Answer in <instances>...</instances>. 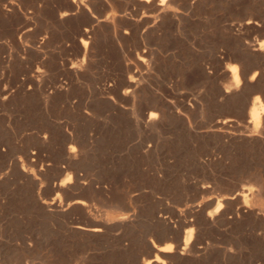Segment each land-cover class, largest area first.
Here are the masks:
<instances>
[{
    "label": "rangeland",
    "instance_id": "rangeland-1",
    "mask_svg": "<svg viewBox=\"0 0 264 264\" xmlns=\"http://www.w3.org/2000/svg\"><path fill=\"white\" fill-rule=\"evenodd\" d=\"M8 1L21 15L0 19V85L14 86L17 79L41 68L50 86L60 77L54 61L77 57L73 47H61L74 36L75 25L54 29L47 22L46 7L35 15L32 0ZM247 1L214 0L187 9L179 20L145 36L138 31L122 39L116 31L132 28L125 22L96 28L90 64L70 82L72 101L96 109L95 117L85 124L67 115L62 101L46 106L37 96L19 95L7 105L0 103V264H61L68 255L81 252L87 264H141L150 241L163 245L170 238L176 246L178 238L163 223L157 224L158 216L176 229L180 220L198 219L193 239L202 249L176 264H264L263 119L256 128L249 125L255 98L264 104V51L253 52L247 46L264 41L260 34H264V0ZM248 15L263 27L245 26L241 35L223 28L224 23L244 21ZM43 35L51 39L38 57L36 41ZM143 51L155 63L148 72L135 63ZM125 63L131 64L129 71ZM232 66H237L242 88L236 98L223 101L221 90L230 83ZM255 71L262 76L244 84V78ZM130 76L143 80V92L134 102L120 103L121 85ZM106 82L115 84L109 96L124 110H111L102 89ZM161 99L166 100L162 121L157 128L144 130L141 112L149 106L161 108ZM59 118L83 131L78 130L80 147H84L77 149L78 159L65 154L58 140L41 144L34 135ZM226 118L235 122L231 134L206 132ZM248 130L260 135L240 136ZM28 149L35 152L30 160ZM64 182L69 188L58 195L54 186ZM242 189L249 194L245 202L249 212L240 214L237 203H223L227 218L207 225L206 214L214 210L217 199ZM82 196L93 198L89 210L67 206ZM52 201L61 205L60 212L49 211L43 204ZM188 208L200 209L199 216L192 217ZM121 216L129 219L120 223ZM77 220L107 223L106 235L99 240L73 234L70 226Z\"/></svg>",
    "mask_w": 264,
    "mask_h": 264
},
{
    "label": "bare ground",
    "instance_id": "bare-ground-1",
    "mask_svg": "<svg viewBox=\"0 0 264 264\" xmlns=\"http://www.w3.org/2000/svg\"><path fill=\"white\" fill-rule=\"evenodd\" d=\"M212 1H214V0H32L31 1V7L33 9L32 13L35 15H39L42 12L43 7H46L47 10H45V11H47V17H46L47 22L49 23V25L52 28L55 29V28H59V27H64V26H67L69 24L75 25L76 29L74 32V36L70 37L66 42H65V40H64L65 38H64L63 39L64 42L61 44L62 45L61 47L64 49L68 46L73 47L76 50V56L78 58L76 57L75 59H70L68 57V58L64 59L62 57L63 58L62 59V58L58 57L59 59L54 61V66H55V68H57L59 70V72H60L59 76L60 77H57L52 82L50 81L51 82L50 86L47 84L48 82L46 83V81H47L46 73L44 71H42L43 69L40 70L41 68L35 70V72H33L31 76L29 75V77H26L23 79H17V81H15V84L13 83L14 86L10 85L11 87H6V86L0 85V103H3L4 105L6 103H10V102L14 101L15 99H17L16 97L19 95H22L24 97L25 96H32V95L37 96L40 99V101L43 104H45L46 106L47 105L51 106V105H54L57 101H62L63 104H65L64 112H66L67 115H69L75 119L81 120L82 122L84 121V124H85V122H87L90 119H92L93 117H95L96 109L93 106L81 107V106L77 105L76 102L72 101L73 97L71 96L70 82L74 78L77 79V77L81 73H83L88 68V65L90 64V58L92 57L91 56V47H92V44L94 41V35H95V29L96 28H98L100 25H103V24L104 25L110 24L112 26H117L118 23L121 24V22L122 23L125 22V23H129L128 26H130V24H131L132 28L130 27L131 29H126L124 32L116 31V33L117 32L119 33L118 36H120L122 39L125 37H128L130 35L132 36L138 31L141 32V34L143 36L149 35V34H154L157 31H159L161 29V27L164 24H166L167 22L179 20L183 11H185L187 9L191 10V9L201 8L203 6H206L208 3L212 2ZM245 1H247V0H245ZM261 1L263 2V0H261ZM246 3L248 6L249 1H247ZM242 4H243V6L246 5L244 3H242ZM45 5H47L48 7ZM259 6H260V4H259ZM259 6H257V7H259ZM261 7L263 10L264 6H261ZM22 11H23V9H22ZM253 11H255V10H253ZM250 13H248V14H250ZM29 14L31 15V13H29ZM12 15L18 17L21 15V12L10 1L0 0V19H1V17H3L2 19H4V17L12 16ZM245 15H246V13H245ZM248 16H250V15H248ZM248 16L244 21H239V22L237 21L236 23L235 22L224 23L223 28L229 30L231 33H237L238 35H241L240 31L245 26L249 27V28L251 27V29H253V27L256 25H259V26L263 25L264 26V24H262V25H260V23L258 24L255 20L256 18L254 19L253 16H250V17H248ZM259 17H261V16H259ZM8 18L10 19V17H8ZM11 18H13V17H11ZM257 19H258V16H257ZM123 24H121V25H123ZM259 26H258V29H261V28H259ZM245 29H247V28H244V30ZM244 33H248V31L244 32ZM249 33H248V35H249ZM263 33H264V31H263ZM260 34H261V36L262 35L264 36V34H262V33H260ZM242 36H243V34H242ZM244 36H247V35L245 34ZM257 37H255V38L257 39ZM50 39L51 38L49 36L43 35L42 38H40L36 41V43L38 44V46L40 48L38 50V52H39L38 57H39V54L42 53L41 49L45 48L46 45L48 43H50ZM249 39H248V41H249ZM256 39H254V40H256ZM261 40H264V39H261ZM250 41H253V40L250 39ZM37 44H36V46H37ZM256 44H258V43L256 42ZM247 46L253 52H263L264 51V41H261V43L258 44V46L250 47L251 45L249 46V44ZM247 46H246V48H247ZM68 48H70V47H68ZM43 50H45V49H43ZM248 53H250V52H248ZM79 56H81V59H79ZM251 56H254V55H251ZM41 57L42 56L40 55V58ZM261 57H264V56L261 55ZM135 63L139 64L147 72L150 71V69L153 68V66L155 65L154 61L150 58V53H148L147 51H143L141 54H138L137 58L135 59ZM125 68H126V71H129V69L131 68V64L125 63ZM257 70H259V69L257 68ZM206 73L210 74V72H208V71H206ZM238 75L239 74L237 72V66H232V68L230 69V83L227 87H225L224 89L221 90V98L223 101L233 100L234 98H236L239 95V92L241 91V88H242V83H241V80L239 79ZM259 75L260 74L257 71H255L249 79H246V78H248V76L246 75L247 77L244 78V84H247V83L253 84V82H255L258 79ZM260 76H262V75H260ZM142 81L143 80L137 79L134 76L128 77L124 81V83L121 85L122 91L120 92L119 96L117 97L119 99V102H120V100H124V101L126 100V102L128 101L127 103L134 102L135 99L139 97V93L143 92V91H141V89L143 87ZM102 89H103L104 95L106 96V101H108V104L111 106V110H113V111H119L122 109L124 110V107H122L119 104V102H118V100H116V98L109 96L111 94V92L115 89V84L106 82L102 85ZM255 92H257V90H255ZM35 99H37V98H35ZM165 103H166V100L161 99V108L157 107V106H149V107H146L141 112L140 124L144 130L157 128L160 121H162L161 116L163 115V112H164L163 107H164ZM174 108H176V107H174ZM172 111H174V110H172ZM97 112H98V110H97ZM68 118H66V119H68ZM261 119H263V121ZM260 120L264 124V104L261 103L259 97H256L254 102L252 103V107L250 110V121H249L250 128H251V125H253V126L255 125V128H256V124L258 122H260ZM234 124H235V122L233 119L226 118V119L219 121L214 126L213 129H211V130L208 129V131H206V132L207 133L216 132V133H223V134H231L229 132V130ZM76 125H74V126H76ZM75 128L76 127H73L69 121L65 120L64 118H59V119H56V121L50 120L49 123L41 126L39 128V130L37 129L38 132L34 135L36 136V139L40 140L39 142H41V144H44L48 140H50V141L58 140L57 143L59 142L61 144L59 146L60 149L62 151H64L65 154H67L69 157L75 158L77 151H79L77 149H79V147L81 146V142H82V141H80L82 136L80 135V132L78 131V130L81 131V129H80V127H78L79 128L78 130ZM81 132H83V131H81ZM258 135H260V134H257L256 131L248 130L247 134H241L240 136H244L247 138H255V137H258ZM28 136H30V135H28ZM86 137L85 138L83 137L84 140L86 139ZM92 138H93V136L89 134L88 139H92ZM59 143H58V145H59ZM36 144H37V142H36ZM28 145H30V144H28ZM32 146H33V144H32ZM80 148H82V147H80ZM35 150H36V148H35ZM80 151H81V149H80ZM0 154H1V151H0ZM33 156H35V152H31L28 149L27 159L30 160V158ZM75 159H78V157H76ZM39 160L40 159H38V161ZM63 170H66V168ZM66 171H68V169ZM42 172H40V173H42ZM29 177H31V175ZM78 177H80V176H78ZM68 184H69L68 182L59 183V184L54 186V190L57 191L58 195H60L59 192H63L65 190V188L68 187ZM79 184H80V182H79ZM80 185H82V184H80ZM83 185H87V183L86 184L83 183ZM202 189L206 190L207 188L203 186ZM83 191H84V189H83ZM89 191H91V190H89ZM258 191H260V189ZM104 193H106V192H104ZM102 195H103V193H102ZM248 196H249V194H247V191L245 192V191H243V189L241 192L229 194L227 196H225V195L220 196V198L217 199V201H216L217 204H215L216 207L214 208V210H211L210 213L206 214V219H205L206 224L210 225V226H214L217 223H219L220 221H222V220L224 221L227 218V211L224 208L223 203H230V202L237 203L238 205H240L238 208V213H240V214H244L246 212H249V208L247 207V205L245 203ZM73 199L74 198H72V200ZM91 200L89 199L88 196L87 197L82 196L76 200L74 199V201H72L71 203H68L67 206L68 207L76 206V207L82 208V210L87 211L91 208ZM43 204L46 206V208L49 211L60 212L59 209H60L61 205L56 201H52L51 203L46 202ZM211 204L214 205V203H207V206H209V205L211 206ZM213 205H212V207H213ZM197 207H200V206H197ZM196 208H188V210L186 212L188 214H190L192 217H196L195 215H198L197 212L200 211V209L196 210ZM73 212H74V210H73ZM239 216H242V215H239ZM187 217H188V215H187ZM201 217L204 218V215ZM233 217H235V216H233ZM178 218H180V217H178ZM128 219L129 218L126 216H121L117 220L121 221L120 223H122ZM156 219H157L158 225H161V223H163V225L169 231H171L169 233H171V235L173 233L176 236V238H178V239L174 240L176 242V246L174 248L173 244L169 242L170 240H172L170 238L165 239L163 245L154 243V241L153 242L150 241L149 250L146 251V253L144 252V254H146V258L145 257H144L145 259L142 258L143 260H142L141 264H174V263L176 264V261H185L186 259L190 258L191 253L193 254V253L200 252V250L202 248H198L196 238L194 237L195 239H193V233H195L194 227L196 225H198L197 224L198 223L197 218H196L197 220H193V219L180 220L178 222L179 223L178 229H176V227H173L172 225L168 224L169 223V222L167 223L168 220L165 219L166 220L165 221L163 219V217H161V216L156 217ZM132 220H131V222H132ZM201 221H202V218H201ZM74 222H76V221H74ZM70 227H71V232L73 234L80 235L82 237H86V239L87 238H89V239L90 238H98L99 239L100 237L106 235L105 233L107 231V223H100V222L97 223V222H92V221L90 223L78 221L77 223H74V225L73 226L71 225ZM68 232H70V231H68ZM68 232L66 235L69 236ZM70 237H72V235H70ZM181 237H183L184 239H181ZM103 238H105V237H103ZM99 240H101V239H99ZM166 241H167V243H166ZM70 252L72 253L73 251H70ZM81 254H83V253L81 252L80 255H78V253L77 254L73 253L71 256L68 255L67 258L65 256L66 259L61 264H87L84 260V257L81 256ZM193 258H194V260L197 261V259H195V257H193ZM17 262H19V261H17ZM186 262H188V261H186Z\"/></svg>",
    "mask_w": 264,
    "mask_h": 264
}]
</instances>
